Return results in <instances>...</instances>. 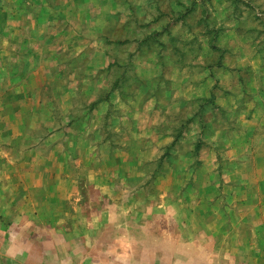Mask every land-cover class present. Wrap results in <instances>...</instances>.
<instances>
[{"label":"rangeland","instance_id":"374dc122","mask_svg":"<svg viewBox=\"0 0 264 264\" xmlns=\"http://www.w3.org/2000/svg\"><path fill=\"white\" fill-rule=\"evenodd\" d=\"M0 264H264V0H0Z\"/></svg>","mask_w":264,"mask_h":264}]
</instances>
